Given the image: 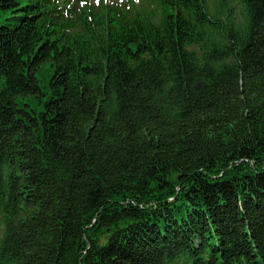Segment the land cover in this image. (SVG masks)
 Instances as JSON below:
<instances>
[{
	"label": "trees",
	"instance_id": "1",
	"mask_svg": "<svg viewBox=\"0 0 264 264\" xmlns=\"http://www.w3.org/2000/svg\"><path fill=\"white\" fill-rule=\"evenodd\" d=\"M0 264H264V0H0Z\"/></svg>",
	"mask_w": 264,
	"mask_h": 264
}]
</instances>
